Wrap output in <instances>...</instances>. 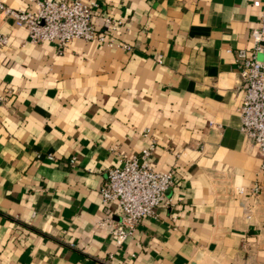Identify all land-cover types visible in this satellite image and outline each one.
I'll return each mask as SVG.
<instances>
[{"label":"crops","instance_id":"0c3cea01","mask_svg":"<svg viewBox=\"0 0 264 264\" xmlns=\"http://www.w3.org/2000/svg\"><path fill=\"white\" fill-rule=\"evenodd\" d=\"M95 1L96 26L120 21L109 34L129 50L21 43L0 16V264H264V170L240 129L235 62L264 0ZM150 143L173 183L116 246L99 221L121 209L99 188Z\"/></svg>","mask_w":264,"mask_h":264},{"label":"built area","instance_id":"2783aa9c","mask_svg":"<svg viewBox=\"0 0 264 264\" xmlns=\"http://www.w3.org/2000/svg\"><path fill=\"white\" fill-rule=\"evenodd\" d=\"M33 7L24 9L11 8L6 0H0V16L11 17L15 27L26 32L21 43L39 44L55 42L64 46L74 39L97 42L108 47H121L126 50L130 45L115 41L110 37L121 22L108 17L103 19L106 29L100 30L95 22L98 4L95 0H31ZM253 5L259 6L258 0ZM251 46L239 48L235 52V62L239 67V86L243 98L238 112L241 131L257 148L260 157V169L264 170V10L260 20L250 30ZM11 43L9 34L0 30V48ZM227 51H230L227 49ZM161 61V58H158ZM148 129L144 130L147 135ZM150 143L139 156L121 157L112 166L99 188L103 202L114 201L121 209L120 219L113 221L106 217L99 221L101 226L112 229L114 243L121 246L136 230L141 219L151 216L165 200L166 190L173 183V172L157 170L148 157L153 150ZM51 158L52 156L49 155ZM72 163L75 158L70 160ZM239 192L243 188H239ZM261 186H252V193L257 196Z\"/></svg>","mask_w":264,"mask_h":264}]
</instances>
